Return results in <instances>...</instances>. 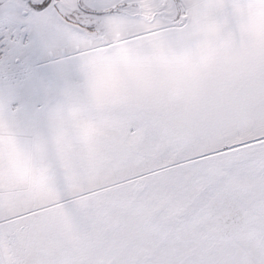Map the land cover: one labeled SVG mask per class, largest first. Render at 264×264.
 <instances>
[{
  "label": "snow or ice",
  "instance_id": "obj_1",
  "mask_svg": "<svg viewBox=\"0 0 264 264\" xmlns=\"http://www.w3.org/2000/svg\"><path fill=\"white\" fill-rule=\"evenodd\" d=\"M0 264H264V0H0Z\"/></svg>",
  "mask_w": 264,
  "mask_h": 264
}]
</instances>
